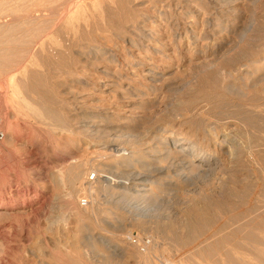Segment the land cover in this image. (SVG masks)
<instances>
[{
	"label": "bare ground",
	"instance_id": "bare-ground-1",
	"mask_svg": "<svg viewBox=\"0 0 264 264\" xmlns=\"http://www.w3.org/2000/svg\"><path fill=\"white\" fill-rule=\"evenodd\" d=\"M1 28L2 122L93 142L50 174L62 215L26 263L264 264V0H0ZM22 197L2 189L0 221Z\"/></svg>",
	"mask_w": 264,
	"mask_h": 264
},
{
	"label": "rangeland",
	"instance_id": "rangeland-1",
	"mask_svg": "<svg viewBox=\"0 0 264 264\" xmlns=\"http://www.w3.org/2000/svg\"><path fill=\"white\" fill-rule=\"evenodd\" d=\"M3 30L4 29L2 28L0 29L1 32ZM1 36L3 37L4 35L2 34ZM5 36L8 37L9 35H5ZM5 36L4 38L7 39ZM4 38L2 39L3 41H5ZM11 61H10V64L8 60L6 63L4 61L0 63L1 65L0 66L1 67L0 68V89L3 87L7 88V86H4L6 84V79L8 80V78L12 76V74L15 73L14 72L16 71L15 68L19 66L18 65L16 67V65L20 64V63H17V61L15 62L14 60H11ZM14 63H17V64H14ZM181 68L183 70H178V72L175 70L171 71L172 78L174 77L176 79L177 81L176 83L178 85H179L178 82L183 80V78L185 79L189 74V69H186L185 65H182ZM177 84H175V86ZM3 101L4 100L2 99L0 100V105L2 106H4L6 102V101L4 102ZM9 109L10 111H12L11 108ZM22 118L24 117L18 114H12L11 112V116L8 119L5 120V117H4L2 125H1V128L5 130L6 132V139L4 141L5 143L3 144L2 149L0 150V192L5 187L7 188L8 191L11 190L14 193L16 192H19L20 194L22 193V196H23L22 198L24 197L28 198V196H30L31 200L36 199V202L34 203V207L36 208V210L34 212L30 211V206H26L24 211L20 212V213L24 212L23 214L17 213V216L7 215L8 218H5V219L3 218L4 220L0 221L1 225H6V228L8 227L7 230L5 228V232H6V235H8L7 236V239L9 240L8 244L10 243L9 245L11 246L9 254L5 253V258L4 260L0 262V264H29V263L33 264L32 262L26 263L25 256L28 254L27 252L29 251L30 247L35 248V246L37 245L36 243H38L39 241L37 236L39 235L43 236L45 240L47 239V242L49 243L50 241L54 240V239L52 240L50 239L52 236H54L53 232H51L50 230V233H51L50 234L49 230H46V227L48 226L49 221L50 222L52 221L51 219H53V221L55 220V218H52V216L58 218V216L62 215V211H61L62 208L60 205H62L63 202L62 200L57 199L55 197L54 193H57V190L55 191V189L53 188L52 181L51 179H49V176L52 172H57L58 170L62 168L63 166L62 160H61L62 158L63 160L68 159L69 161L72 160L71 159L72 157L74 159H79V158L81 159V158H88V157L90 158L89 151H90L91 144H93V142L89 143L90 141H85V144H83L82 142L79 146L72 148V149L71 148L69 149L63 148L62 150L56 149L53 146L54 144H52V141H53L52 136L54 134L50 135V133H48L46 129H43L44 128L43 126H40L39 124H35L32 121L30 123L29 119L27 118L22 119ZM150 128L151 127H149V130ZM9 135H13V140H14L13 145H11V143L9 142V139H8ZM48 136L50 137L49 139H48ZM54 136H58V135H54ZM24 139H29V142H30V143L25 142V144H27L26 146L22 145V143H24ZM101 154L102 155L99 154L100 157L104 158L102 156H105V155H103V153ZM95 172L96 171H94L93 169L90 170L91 179L93 175L96 174ZM36 189L38 191L34 192ZM52 189L54 191H52ZM53 197L55 198V200ZM42 199H44L45 201ZM37 205L39 206L37 207ZM53 206L54 208H56L57 213L60 210L59 213L61 212V214L59 213L57 214L55 209L54 208L52 209ZM57 207H60V208H57ZM64 214L65 213H63V215ZM68 222L70 223V224L68 223L67 225L68 228L66 227L65 229H62V231L69 233V231L71 230V233L69 234L73 235L75 232L78 231L77 229H75L77 220L73 216H70V218H68ZM41 228H42V231H41ZM43 231H44V235L42 233ZM45 232H46V235H45ZM133 234L137 235L136 232H134ZM41 236H40V239H44ZM136 238L137 236L135 237V239ZM34 243L36 245H34ZM49 243L47 245L50 246V248H51V244L53 246L55 245L54 242H51L50 245ZM48 246L45 247L44 249L49 248ZM51 249L50 251H53L55 250V247L52 250ZM50 251L47 252L45 250L47 254H51L49 253Z\"/></svg>",
	"mask_w": 264,
	"mask_h": 264
},
{
	"label": "built area",
	"instance_id": "built-area-1",
	"mask_svg": "<svg viewBox=\"0 0 264 264\" xmlns=\"http://www.w3.org/2000/svg\"><path fill=\"white\" fill-rule=\"evenodd\" d=\"M1 123H2V120H1V113H0V150L2 149V146H3L4 141L6 139V132H5V130H3L1 128Z\"/></svg>",
	"mask_w": 264,
	"mask_h": 264
}]
</instances>
